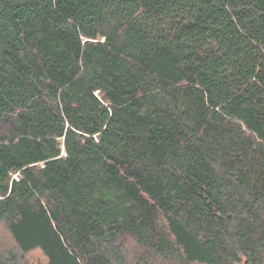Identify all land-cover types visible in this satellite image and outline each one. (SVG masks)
Segmentation results:
<instances>
[{"label":"trees","instance_id":"obj_1","mask_svg":"<svg viewBox=\"0 0 264 264\" xmlns=\"http://www.w3.org/2000/svg\"><path fill=\"white\" fill-rule=\"evenodd\" d=\"M0 226V264H264V0H0Z\"/></svg>","mask_w":264,"mask_h":264},{"label":"rangeland","instance_id":"obj_2","mask_svg":"<svg viewBox=\"0 0 264 264\" xmlns=\"http://www.w3.org/2000/svg\"><path fill=\"white\" fill-rule=\"evenodd\" d=\"M1 227V226H0ZM12 242L10 241V238L7 236L6 231L4 228H0V246L3 248H9ZM26 260L28 263L31 264H37V262H40L43 260L41 257V254L39 252H32L27 257Z\"/></svg>","mask_w":264,"mask_h":264}]
</instances>
